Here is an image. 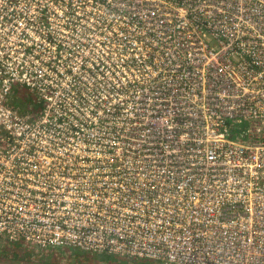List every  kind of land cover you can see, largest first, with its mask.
<instances>
[{
  "label": "built area",
  "instance_id": "2783aa9c",
  "mask_svg": "<svg viewBox=\"0 0 264 264\" xmlns=\"http://www.w3.org/2000/svg\"><path fill=\"white\" fill-rule=\"evenodd\" d=\"M0 240L264 264V0H0Z\"/></svg>",
  "mask_w": 264,
  "mask_h": 264
},
{
  "label": "trees",
  "instance_id": "16d2710c",
  "mask_svg": "<svg viewBox=\"0 0 264 264\" xmlns=\"http://www.w3.org/2000/svg\"><path fill=\"white\" fill-rule=\"evenodd\" d=\"M28 96L29 94H27L26 88L21 87V86H14L13 90L11 91L9 96L5 99V101L8 104H11L13 107H16L21 113H26L29 110V108H32V110L37 109L36 102L35 101L32 102L30 99H27ZM31 97L34 98V94H31ZM29 100L31 101V103ZM10 242H11L10 240H0V255L1 256L7 257V258H11V257L12 258H25L26 256L31 254L32 250L30 251V246L28 247L27 246L28 244H26L25 241L23 240H20V242L17 241L18 245H12L10 244ZM23 245L24 247L22 248L21 246ZM18 246H20L21 249H19ZM35 248L42 250V248L38 246H35ZM51 248H56L55 252L61 251L62 253L66 254L68 257V260L71 259L70 263H73V264H89V263L93 264L94 262H96V259H92L90 255L92 254L94 255L97 254L100 256L106 255L104 253H93L90 251H85L80 248H74V247H51ZM143 262H144L143 264H149L147 262H150V261H143ZM100 264H105L104 260Z\"/></svg>",
  "mask_w": 264,
  "mask_h": 264
},
{
  "label": "rangeland",
  "instance_id": "374dc122",
  "mask_svg": "<svg viewBox=\"0 0 264 264\" xmlns=\"http://www.w3.org/2000/svg\"><path fill=\"white\" fill-rule=\"evenodd\" d=\"M17 241L20 242V240H16V241L11 240L10 244L18 245ZM26 244H28L27 245L28 247L30 246V251L32 250L33 253L31 252V254L26 256L25 258H12V257L7 258L0 255V264H73L70 263L71 259L68 260L66 254L62 253L61 251L55 252L56 248H42L41 250V249H36L35 246L30 243H26ZM21 247L23 248L24 245ZM21 247L18 246L19 249H21ZM90 256L92 257V259H96V262H94L96 264H100L103 260L105 264H143L144 263L143 261H150L147 262L149 264L152 263L159 264L157 261L152 259L135 258L120 254H106L104 256L92 254Z\"/></svg>",
  "mask_w": 264,
  "mask_h": 264
},
{
  "label": "crops",
  "instance_id": "0c3cea01",
  "mask_svg": "<svg viewBox=\"0 0 264 264\" xmlns=\"http://www.w3.org/2000/svg\"><path fill=\"white\" fill-rule=\"evenodd\" d=\"M8 96H9V95H8ZM8 96H7V97H8ZM27 99H28V97H27ZM104 254H109V253H104Z\"/></svg>",
  "mask_w": 264,
  "mask_h": 264
}]
</instances>
